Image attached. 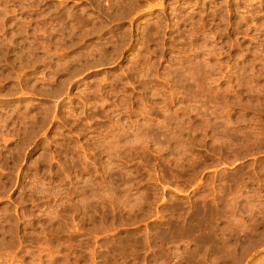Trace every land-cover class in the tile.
Wrapping results in <instances>:
<instances>
[{
	"label": "rangeland",
	"instance_id": "rangeland-1",
	"mask_svg": "<svg viewBox=\"0 0 264 264\" xmlns=\"http://www.w3.org/2000/svg\"><path fill=\"white\" fill-rule=\"evenodd\" d=\"M0 264H264V0H0Z\"/></svg>",
	"mask_w": 264,
	"mask_h": 264
}]
</instances>
